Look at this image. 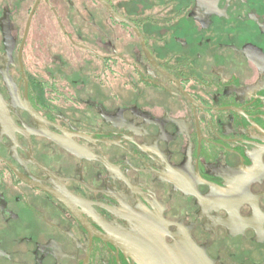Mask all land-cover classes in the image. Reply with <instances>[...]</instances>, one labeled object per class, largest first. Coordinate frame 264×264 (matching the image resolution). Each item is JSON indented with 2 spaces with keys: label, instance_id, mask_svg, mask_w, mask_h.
<instances>
[{
  "label": "flooded vegetation",
  "instance_id": "1",
  "mask_svg": "<svg viewBox=\"0 0 264 264\" xmlns=\"http://www.w3.org/2000/svg\"><path fill=\"white\" fill-rule=\"evenodd\" d=\"M61 1L25 38L36 0L21 34L0 0V264H140L120 235L153 218L207 264H264V0H103L157 66Z\"/></svg>",
  "mask_w": 264,
  "mask_h": 264
},
{
  "label": "water",
  "instance_id": "2",
  "mask_svg": "<svg viewBox=\"0 0 264 264\" xmlns=\"http://www.w3.org/2000/svg\"><path fill=\"white\" fill-rule=\"evenodd\" d=\"M40 0H36L34 6L32 7L28 20L25 26V38L28 32L29 24L33 12ZM99 3L104 5V7L109 11L111 17L118 22L125 23L130 28H132L140 40L142 49L146 58L155 66V62L151 59L143 38L139 33L138 29L134 26V24L119 15H117L111 6L103 0H97ZM158 68V67H157ZM154 220V221H153ZM153 220L147 219V228L149 230H153L155 232V238L152 237L151 233H145L143 229H140L139 234H123L120 235L122 239V244L126 245V247L138 257L140 264H207L201 257H199L195 251L190 248L184 240L173 236V244L168 245L165 243L164 239L160 235L159 228L155 227L156 224H160L159 220L153 218Z\"/></svg>",
  "mask_w": 264,
  "mask_h": 264
},
{
  "label": "rangeland",
  "instance_id": "3",
  "mask_svg": "<svg viewBox=\"0 0 264 264\" xmlns=\"http://www.w3.org/2000/svg\"><path fill=\"white\" fill-rule=\"evenodd\" d=\"M34 1L35 0H25L24 4H19V6H18L19 9L21 10L20 13L25 12V13H22L21 16H20V14L18 16H17V14L15 15V18L16 19H15V23L14 24L17 27V30H18L19 34H21V32H22L24 19H25V22H26V18L28 16L27 10L32 7L31 5H33ZM76 1H78V3L76 4L77 7L80 8V9H84V10L86 9L85 10L86 12L84 10L82 11L80 9L77 10V8L74 5L71 6L72 8H74V9H72L70 7V5L68 4L67 0H64V2L61 1L62 5L61 6L59 5V6L62 8V12H63V14L65 16H69L71 18L70 15H71L72 12L75 13V12H79V11L80 12L89 13V9L91 8V5H90L89 2H87L86 0H76ZM45 7H46L45 5H41V8L39 9V13L40 14L38 13V15H43L41 22L42 23L44 22L45 29H50V31L52 29V32H53V33L51 32L50 38L48 36H47V38H45L47 40V43L45 42V45H48L49 43H51V45L53 47H56L57 44H61V42L59 40V38H61V35L58 32L57 28L55 27L54 23L51 21V18L49 17V15L45 12L46 11L45 10ZM95 11H97V10H95ZM90 17H94V16L93 15H90ZM84 18L85 17H81V19H84ZM36 20L40 21L38 17L35 18V20L32 23V29H33V26L35 25V23L38 22ZM84 21L86 23L88 22V23H91V24H95V22H96V23L101 24L100 26H103L104 23H105V20L104 19H101L100 17H99V20H91V21L84 20ZM76 23L77 24H75L73 22L71 23V29L78 30V28H82L84 30H86V29L89 30V26L86 23L84 24L83 22L78 21V20L76 21ZM63 24L67 28V24L65 23V21H64ZM56 31H57V33H56ZM51 40H52V42H51ZM95 40H96V42H99L98 39H97V37H95ZM32 42L35 43V40H32ZM51 50H52V48H51ZM53 54H54V52H53ZM126 56H127L126 58L128 60H134V61H138V62L143 61L138 52H135L134 54H132V56H129V54L126 53ZM255 239L257 241H259V242L263 241L264 240V233L259 232L258 235L255 237Z\"/></svg>",
  "mask_w": 264,
  "mask_h": 264
}]
</instances>
